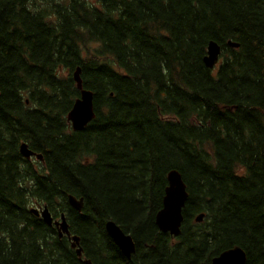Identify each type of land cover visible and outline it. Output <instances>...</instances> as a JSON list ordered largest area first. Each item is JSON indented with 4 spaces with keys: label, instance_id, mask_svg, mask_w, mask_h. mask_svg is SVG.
Wrapping results in <instances>:
<instances>
[{
    "label": "trees",
    "instance_id": "obj_1",
    "mask_svg": "<svg viewBox=\"0 0 264 264\" xmlns=\"http://www.w3.org/2000/svg\"><path fill=\"white\" fill-rule=\"evenodd\" d=\"M76 67L95 111L80 131ZM171 169L188 192L176 237L154 224ZM34 203L65 214L82 257ZM235 245L264 264V0H0V264H209Z\"/></svg>",
    "mask_w": 264,
    "mask_h": 264
},
{
    "label": "water",
    "instance_id": "obj_2",
    "mask_svg": "<svg viewBox=\"0 0 264 264\" xmlns=\"http://www.w3.org/2000/svg\"><path fill=\"white\" fill-rule=\"evenodd\" d=\"M227 45L233 48L239 47V43L235 41H227ZM221 53V46L215 40H210L207 44L206 55L203 58L205 66L213 69L218 62ZM81 69L76 67L73 72V79L79 90L77 97L69 111L67 112V120L71 123L74 131L82 130L94 117L93 92L83 88L80 77ZM19 153L26 159L35 157L37 160L42 159V154L35 153L31 150L27 143L21 142L19 145ZM167 184L164 188L161 208L154 216V223L158 230L162 233H169L172 236L180 234V227L183 221V208L188 198L186 184L176 169H171L166 174ZM68 204L76 211L80 212L83 206V199L76 198L73 195H67ZM29 211L35 216H39L47 225L56 226L59 237L65 234L70 240V246L78 257L82 255V247L79 245V236L70 235L68 230V222L65 214L60 213L59 220H53V217L47 207L43 205L41 208H30ZM204 213H199L194 217L196 222L203 220ZM104 229L113 243L119 248L121 253L130 258L135 251V243L132 236L125 232L115 221L107 220L104 223ZM247 255L245 250L239 246H231L222 250L218 255L212 257L209 264H245ZM90 264L88 260H84Z\"/></svg>",
    "mask_w": 264,
    "mask_h": 264
},
{
    "label": "rangeland",
    "instance_id": "obj_3",
    "mask_svg": "<svg viewBox=\"0 0 264 264\" xmlns=\"http://www.w3.org/2000/svg\"><path fill=\"white\" fill-rule=\"evenodd\" d=\"M39 206H42V204L34 203L31 207H39Z\"/></svg>",
    "mask_w": 264,
    "mask_h": 264
},
{
    "label": "flooded vegetation",
    "instance_id": "obj_4",
    "mask_svg": "<svg viewBox=\"0 0 264 264\" xmlns=\"http://www.w3.org/2000/svg\"><path fill=\"white\" fill-rule=\"evenodd\" d=\"M155 224V223H154ZM158 229V228H157ZM170 237H175V236H172V235H170L169 233H167Z\"/></svg>",
    "mask_w": 264,
    "mask_h": 264
}]
</instances>
